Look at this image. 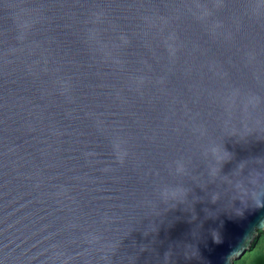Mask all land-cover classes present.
<instances>
[{
    "label": "water",
    "instance_id": "water-1",
    "mask_svg": "<svg viewBox=\"0 0 264 264\" xmlns=\"http://www.w3.org/2000/svg\"><path fill=\"white\" fill-rule=\"evenodd\" d=\"M261 220L264 0H0V264H227Z\"/></svg>",
    "mask_w": 264,
    "mask_h": 264
},
{
    "label": "clouds",
    "instance_id": "clouds-1",
    "mask_svg": "<svg viewBox=\"0 0 264 264\" xmlns=\"http://www.w3.org/2000/svg\"><path fill=\"white\" fill-rule=\"evenodd\" d=\"M219 195V194H217ZM216 198V196H215ZM213 198V199H215ZM239 212V210H237ZM261 228H264V220H261L260 223L257 225ZM257 226L252 228L250 231L245 232L238 240L235 248L232 250V252L227 257V264H233V259L237 258L239 255H242L252 244L253 240L255 239V236L258 235V232L256 231ZM213 237L214 239L219 240V234L218 232L213 231ZM261 250L264 251V243L260 245ZM231 258V259H230Z\"/></svg>",
    "mask_w": 264,
    "mask_h": 264
},
{
    "label": "trees",
    "instance_id": "trees-1",
    "mask_svg": "<svg viewBox=\"0 0 264 264\" xmlns=\"http://www.w3.org/2000/svg\"><path fill=\"white\" fill-rule=\"evenodd\" d=\"M258 235L255 236L250 249L241 258L234 262V264H239L240 262L246 264H264V251L257 250L260 241L264 238V230H258Z\"/></svg>",
    "mask_w": 264,
    "mask_h": 264
},
{
    "label": "rangeland",
    "instance_id": "rangeland-1",
    "mask_svg": "<svg viewBox=\"0 0 264 264\" xmlns=\"http://www.w3.org/2000/svg\"><path fill=\"white\" fill-rule=\"evenodd\" d=\"M262 243H264V238L260 241L257 250H261L260 245H261ZM239 264H246V263L240 262Z\"/></svg>",
    "mask_w": 264,
    "mask_h": 264
}]
</instances>
